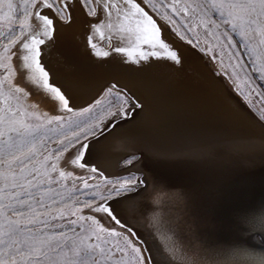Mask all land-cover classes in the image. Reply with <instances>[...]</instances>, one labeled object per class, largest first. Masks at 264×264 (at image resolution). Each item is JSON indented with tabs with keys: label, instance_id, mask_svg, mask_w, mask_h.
<instances>
[{
	"label": "snow or ice",
	"instance_id": "1",
	"mask_svg": "<svg viewBox=\"0 0 264 264\" xmlns=\"http://www.w3.org/2000/svg\"><path fill=\"white\" fill-rule=\"evenodd\" d=\"M178 3L171 0L173 11L185 16L205 9L200 25L206 30L210 31L209 25L215 29L230 25L233 30L239 28L246 40L264 46V0H204V4L183 7ZM143 4L156 8L153 0ZM3 6L8 12L0 19L15 26L0 30V264H153L140 237L118 218L111 204L113 199L138 192L144 181L135 176L110 181L92 161V149L101 137L134 123L145 103L127 86L112 82L101 96L76 111L42 63V46L80 13L91 29L87 44L98 60H107L115 52L122 54L123 64H134L139 70L141 61L152 58L180 65V56L166 41L163 27L138 0H22L19 6L13 0H0V10ZM209 9L221 17L219 23ZM114 14L128 21V27L121 24L120 35L106 36L102 29L113 28ZM223 35L227 37V32ZM94 36L100 42L106 40L109 50H102ZM128 39L134 48L119 46ZM227 43L235 47L230 38ZM252 71L264 75V66ZM250 94L264 100L255 87L250 86ZM41 102L50 104L54 113L72 117L103 107L87 121L70 118L69 126L75 123V127L68 133L48 128L55 124L63 129L64 116L44 112L41 119L35 114ZM260 118L264 120V115ZM41 128L55 132V138L47 133L38 137ZM48 141L57 146L49 148ZM97 177L103 178L106 192L100 191L99 184L89 183ZM65 181H72L70 189ZM85 194L90 198L81 199ZM159 224L166 227L163 218Z\"/></svg>",
	"mask_w": 264,
	"mask_h": 264
},
{
	"label": "bare ground",
	"instance_id": "2",
	"mask_svg": "<svg viewBox=\"0 0 264 264\" xmlns=\"http://www.w3.org/2000/svg\"><path fill=\"white\" fill-rule=\"evenodd\" d=\"M144 7L163 27L180 65L152 58L136 70L115 52L98 60L87 44L91 29L80 13L42 46V63L75 107L112 82L127 86L145 103L134 123L96 143L92 161L103 173H113L133 148L144 151L145 178L159 182L152 201L131 199L126 208V198L112 207L122 222L126 211L160 242H155L161 250L157 258L146 245L153 264H264V253L249 244L252 232L264 234V124L240 103L232 79L218 63L185 44L176 28L169 29L168 22ZM111 22L113 28L102 29L106 36L120 35L121 24L128 27L115 14ZM94 41L109 50L106 40L94 36ZM119 46L132 49L135 44L128 39ZM39 110L54 114L45 102ZM125 158L128 164L131 157ZM189 238L191 244L184 241Z\"/></svg>",
	"mask_w": 264,
	"mask_h": 264
},
{
	"label": "rangeland",
	"instance_id": "3",
	"mask_svg": "<svg viewBox=\"0 0 264 264\" xmlns=\"http://www.w3.org/2000/svg\"><path fill=\"white\" fill-rule=\"evenodd\" d=\"M21 2L22 0H13V4L17 6H19ZM140 2L143 4V0H140ZM153 3L156 5L155 9H153L151 5H143L146 6L150 11H152L157 17H159V19H161L165 23L168 22L166 23V26L169 29L176 28V31L179 33V37H184L182 41H184L185 44L189 45L191 48H196V50H198L202 55L206 56V59H212L215 63H218L221 70L225 72V74L227 73L232 79L231 81L233 82L237 93L236 95L240 103L246 109L252 110L259 118L260 122L264 124V120L260 118L262 115H264V100H262L261 97L256 94H250V86L255 87L257 92L264 94V88H261V85H264V75H262V73L259 71H252L253 68L259 69L264 66V46H256L255 41L246 40L241 36L239 28L233 30L230 25L221 24V27L219 29L212 28L211 25H209L210 31L206 30L203 26L200 25V14L203 13L205 10L203 8L198 9L196 15L190 13L188 16H185L182 12L173 11V8L171 6V0H153ZM194 3L204 4V0H179L178 7H183L185 4ZM7 12V7L3 6L2 10H0V17H3L4 14ZM208 13L218 23L220 22L221 17L215 14L214 10L209 9ZM10 26L15 25L13 24V22L0 19V30L7 31ZM225 32H227V37L223 35V33ZM229 38L231 39L232 44H234L235 47H230L228 45L227 41ZM190 40L192 41V44L188 42ZM2 75L3 70L0 69V76ZM101 95L102 91L98 95H96L94 99L98 98ZM94 99H91L83 106H76L75 110L79 111L81 107H87ZM102 107L103 105L98 107L94 113L87 114L84 117H72V114L54 113L64 116V120L61 122L62 124H64V128L60 129L59 126L55 124L48 125V128L71 133L73 128L75 127V123L69 126L70 118L73 121H87L89 116H95L96 114H98L101 111ZM42 113L44 112L38 109L35 114L41 115V119H43ZM48 115L51 116L49 113ZM34 123L39 122L34 121ZM48 128L39 129L36 135L39 137L47 133V136L53 137L54 139L56 133L53 131H48ZM48 146L49 148H55L57 145L52 143L51 141H48ZM0 147H2V143H0ZM126 156H122L121 159H119L118 164L116 165V170L113 173H104V176L107 177L110 181L122 180L124 177L132 176L137 177L139 180H143L141 174L132 170L133 162L137 161L136 156L129 155V157H131V163L128 164L124 163V159H126ZM53 175L55 176L56 174L54 173ZM89 183L92 185L99 184L101 186L100 191H107V189L103 186L102 177H97L95 180L89 181ZM71 184L72 181L64 182L66 189H70ZM145 186L146 181L143 187ZM80 187L82 188L83 186L80 185ZM94 190L95 188L90 189L89 191ZM65 194L67 195L68 193L66 192ZM133 194L134 193H131L127 196H122L120 198L113 199L111 201L112 206L116 203L124 202V199H129L128 196ZM84 198L90 197H88L86 194L81 195V199ZM113 211L118 216V218H120L118 214L119 211L116 209H114ZM86 212L87 210H85V213ZM140 244L145 250V254L148 255L147 246L145 242L140 239Z\"/></svg>",
	"mask_w": 264,
	"mask_h": 264
},
{
	"label": "water",
	"instance_id": "4",
	"mask_svg": "<svg viewBox=\"0 0 264 264\" xmlns=\"http://www.w3.org/2000/svg\"><path fill=\"white\" fill-rule=\"evenodd\" d=\"M129 155H135V156H138V160L135 162L136 165L133 167L132 170L136 171L137 173L141 174L142 175V179L144 181V185H145V179H147V182L146 183V186L143 187L140 191H138L137 193L133 194V195H130L128 196L129 199H133L131 200V202L133 201H136V202H139V201H142V202H147V201H152V197L153 195H151V191L153 192V188L155 186V188H158L159 186V182H157L158 184H156L155 182V179H153L152 181H148V177L145 178V176L147 175L146 174V170L144 169L143 165H142V160L144 158V151L141 149V148H133V150L130 151V154ZM127 155V156H129ZM145 178V179H144ZM151 195V196H150ZM148 199H151V200H148ZM131 202L129 204H131ZM130 206L128 205V201H126V208ZM154 210L157 209L156 206H154ZM125 216H123V220H124V224L132 229V230H135L139 235L140 237L142 238V240L146 243L147 246L150 245V247L152 248V251L153 249L155 250L156 252V258H157V254H160L161 250L160 248L157 249L156 246H155V242H156V245L157 243L160 244V242L158 240H155V238L153 237L152 233L145 227H143V225L141 224L142 222L141 221H138L136 220V218L130 216V214H127V212L125 211ZM189 221V220H188ZM190 222V221H189ZM147 229V230H146ZM253 234H251V236L249 237V244L252 245L251 249L253 250V248L255 249V251H259V253H264V234L260 231L258 232H252ZM182 238V232H181V236ZM187 244H191L194 239L193 238H189L186 240H184ZM196 241V239H195ZM158 246V245H157ZM154 252V251H153ZM177 264H183L182 262H179Z\"/></svg>",
	"mask_w": 264,
	"mask_h": 264
}]
</instances>
